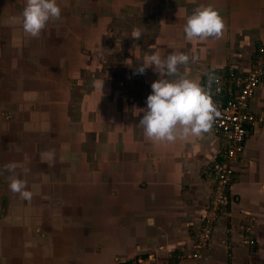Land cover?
<instances>
[{"label":"crops","instance_id":"crops-1","mask_svg":"<svg viewBox=\"0 0 264 264\" xmlns=\"http://www.w3.org/2000/svg\"><path fill=\"white\" fill-rule=\"evenodd\" d=\"M57 4L61 18L32 38L20 19L25 0H0V264H132L151 253L161 264H186L211 196L218 139L146 138L136 110L146 108L158 74L137 69L146 55L183 52L190 60L179 72L201 84L208 69L249 65L264 46V0ZM201 5L222 18L220 39H185L186 17ZM137 28L139 40L131 37ZM250 109L264 116V83ZM10 163L14 172L5 170ZM12 175L27 181L30 202L9 190ZM222 210L202 263L260 257L264 122L248 134ZM248 223L254 244L243 235Z\"/></svg>","mask_w":264,"mask_h":264},{"label":"clouds","instance_id":"clouds-1","mask_svg":"<svg viewBox=\"0 0 264 264\" xmlns=\"http://www.w3.org/2000/svg\"><path fill=\"white\" fill-rule=\"evenodd\" d=\"M61 9L57 0H25L20 19L22 28L32 38H39L50 20H59ZM225 25L211 5H201L187 15L183 26L185 39H220ZM142 33L134 29L131 37L139 40ZM170 47L172 45H169ZM194 62L197 56L191 57ZM189 55L173 51L166 56L159 52L146 55L137 71L143 74L146 68H153L158 79L150 85L151 94L146 98V108L137 109V115L143 113L139 125L146 138L153 142L175 143L190 137H201L211 131L218 111L209 91L196 80L187 78L178 70V66L189 63ZM171 77V79H169ZM103 80L98 83L101 90ZM45 162L54 166V152L43 153ZM9 172L15 171L14 164L5 166ZM29 170L24 169L25 174ZM9 190L22 200L30 202L34 192L29 190L26 180L15 175L9 176Z\"/></svg>","mask_w":264,"mask_h":264},{"label":"built area","instance_id":"built-area-1","mask_svg":"<svg viewBox=\"0 0 264 264\" xmlns=\"http://www.w3.org/2000/svg\"><path fill=\"white\" fill-rule=\"evenodd\" d=\"M261 83H264V46L258 47L249 65L229 64L208 69L201 78V86L209 91L218 111L210 132L218 139L219 159L207 173L212 179V192L186 264H203L204 250L212 240L216 221L226 205L230 181L248 134L264 122L263 115L250 109L251 98ZM243 228L248 243L254 244L253 224L248 223ZM156 260L151 253L147 257H136L132 264H161Z\"/></svg>","mask_w":264,"mask_h":264},{"label":"rangeland","instance_id":"rangeland-1","mask_svg":"<svg viewBox=\"0 0 264 264\" xmlns=\"http://www.w3.org/2000/svg\"><path fill=\"white\" fill-rule=\"evenodd\" d=\"M257 247L259 250H261L259 254L260 257L252 258L249 264H264V241L258 242Z\"/></svg>","mask_w":264,"mask_h":264}]
</instances>
